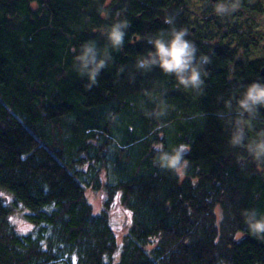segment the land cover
Returning a JSON list of instances; mask_svg holds the SVG:
<instances>
[{
	"label": "trees",
	"instance_id": "16d2710c",
	"mask_svg": "<svg viewBox=\"0 0 264 264\" xmlns=\"http://www.w3.org/2000/svg\"><path fill=\"white\" fill-rule=\"evenodd\" d=\"M85 4L0 0V264H264V239L243 215L264 216V162L247 150L264 133V107L249 125L237 105L264 81V58L196 42L211 60L197 94L159 68L136 69L150 49L135 27L142 45L109 49L113 60L88 91L74 57L86 41L102 50L108 41L91 34ZM161 105L166 116H148ZM237 119L245 140L232 147ZM154 143L191 146L183 179L154 166ZM88 188L104 193L97 213ZM113 208L129 218L120 239ZM15 209L25 232L10 220Z\"/></svg>",
	"mask_w": 264,
	"mask_h": 264
},
{
	"label": "clouds",
	"instance_id": "9594fccd",
	"mask_svg": "<svg viewBox=\"0 0 264 264\" xmlns=\"http://www.w3.org/2000/svg\"><path fill=\"white\" fill-rule=\"evenodd\" d=\"M242 0H220L214 12L217 16H228L235 13L241 6ZM165 23L172 26L174 19L168 17ZM129 22L117 20L107 31L108 47L100 49L95 40H89L80 46L79 52L74 57L73 69L86 78L85 89L91 91L97 86L102 70L112 62L113 57L109 51L120 50L124 45ZM189 32L186 28L170 27L168 31L161 30L155 36L149 37L148 43L154 51L137 60V70L148 73L154 68H159L165 75L174 76L177 83L184 89H191L200 94L205 87V77L208 75L205 66L211 63L207 56H199L198 48L193 41L188 39ZM75 52L76 50L73 49ZM123 71V69H121ZM238 114L243 117L247 114L248 124L256 118L258 111L264 107V81H255L246 87L242 97L237 101ZM226 107L231 111V100L226 101ZM167 115L166 105H161L160 110L148 113L149 117L160 119ZM223 118V114H221ZM229 143L232 147H241L245 140V126L242 119H237L233 124ZM260 138L250 142L247 150L254 160L264 162V133ZM155 157L153 164L161 170L174 173L183 179L189 168L186 158L191 152V146L181 143L170 151L165 149L163 143H154ZM245 224L250 234L256 238L264 239V216H258L256 210H246L243 213ZM223 217H221V220Z\"/></svg>",
	"mask_w": 264,
	"mask_h": 264
},
{
	"label": "flooded vegetation",
	"instance_id": "af4514ba",
	"mask_svg": "<svg viewBox=\"0 0 264 264\" xmlns=\"http://www.w3.org/2000/svg\"><path fill=\"white\" fill-rule=\"evenodd\" d=\"M82 1L86 3L83 11H87V15L90 11L98 10V17L95 18L96 22L94 24H92L94 16L89 14L88 17H85L88 20L86 25L90 28L89 30L92 35H104L106 38L105 28L107 26L110 29V26L117 20L126 19L129 22V28L127 29L124 41L128 39L127 46L132 49H138L142 45L141 35L137 32L136 28L141 31L145 30L149 34V37L155 36L161 30L168 31L170 29L171 26L165 23L168 17L174 19L172 27L174 26L178 29L186 28L189 32L188 39L194 43L200 42L205 47H210L211 49L216 48L218 43L231 47V43H224V39L229 33H240L238 29L239 25L234 23V17H243L245 11H258L261 7L260 4L251 3L250 0H242L240 8L235 13L228 16H217L214 12V7L220 0H197L198 6L196 8L192 6L190 0ZM193 12H196V14H194V17H191L190 13ZM102 25L105 27H102ZM222 27H225L226 30H222ZM244 33L249 35V31L247 30ZM245 41L242 50L246 46ZM147 45H149L150 51L154 50L151 44L148 43ZM235 48L238 50V45Z\"/></svg>",
	"mask_w": 264,
	"mask_h": 264
},
{
	"label": "rangeland",
	"instance_id": "374dc122",
	"mask_svg": "<svg viewBox=\"0 0 264 264\" xmlns=\"http://www.w3.org/2000/svg\"><path fill=\"white\" fill-rule=\"evenodd\" d=\"M190 1L193 7L196 8L198 6L197 0H190ZM250 2L260 4L261 5L260 10L258 11L251 10L249 12L245 11L243 17H234V23L239 25L238 29L240 33L227 34V36H225L224 43H231L230 44L231 47H235L238 45L239 49L237 51H239L238 52L239 56H241L242 51H244V49L242 50V48L244 41L246 39L245 41L246 46L244 47L246 51L245 54H248L247 55L248 59L256 60V59L264 58V0H250ZM90 12L88 13V15L90 14ZM194 14H196V12L190 13L191 17H194ZM82 15L88 17L87 13ZM91 15L94 16V21L92 23L94 24L96 22L95 18L98 17V10L93 11ZM102 27L105 26L102 25ZM108 29L109 26L105 28L106 33ZM222 30L225 31L226 28L222 27ZM246 30L249 31V35L244 33L246 32ZM95 36H96L95 39L97 41H101L102 43L107 42V37L105 38L104 35L95 34ZM104 39L106 40L103 41ZM216 42L218 43V41ZM251 43H256V46L250 45ZM85 195L88 201L90 202V204L92 205L93 211L96 213L99 212L102 209V205L105 197L103 191L102 190L95 191L93 189L88 188L86 189ZM6 196L7 194L4 191H0V200L1 198ZM6 201H3V203H6ZM14 211L15 212L10 215L11 222L15 225L16 229L19 232L27 231L29 226H27L26 223L23 221L21 217V210L15 209ZM110 221L113 229L115 230L117 238L120 239L121 236L123 235V232L125 231V229H127L129 224L128 214H125L120 209L114 210L113 208L110 214Z\"/></svg>",
	"mask_w": 264,
	"mask_h": 264
},
{
	"label": "water",
	"instance_id": "95a60500",
	"mask_svg": "<svg viewBox=\"0 0 264 264\" xmlns=\"http://www.w3.org/2000/svg\"><path fill=\"white\" fill-rule=\"evenodd\" d=\"M260 75L264 77V65H263L262 68L260 69ZM3 201H6V199L4 198Z\"/></svg>",
	"mask_w": 264,
	"mask_h": 264
},
{
	"label": "bare ground",
	"instance_id": "6f19581e",
	"mask_svg": "<svg viewBox=\"0 0 264 264\" xmlns=\"http://www.w3.org/2000/svg\"><path fill=\"white\" fill-rule=\"evenodd\" d=\"M86 12H87V11H83L81 14H86ZM84 22H85V24H86V22H88L87 18L84 20ZM86 32L89 33V31H88L87 29H86Z\"/></svg>",
	"mask_w": 264,
	"mask_h": 264
}]
</instances>
